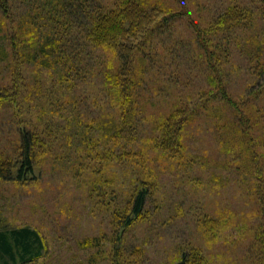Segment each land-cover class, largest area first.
<instances>
[{"label": "rangeland", "instance_id": "rangeland-1", "mask_svg": "<svg viewBox=\"0 0 264 264\" xmlns=\"http://www.w3.org/2000/svg\"><path fill=\"white\" fill-rule=\"evenodd\" d=\"M126 1L85 0L89 9L77 8L76 22L53 21L49 0L33 1L31 28L40 38L49 31L61 36V60L49 69L50 82L61 70L73 83L61 91L52 86L54 95L63 93L58 98L62 106L52 114L54 133L37 130L35 178L0 180V231L23 225L35 229L43 243L40 255L32 254L33 243L22 258L18 249L16 261L4 255L0 264H114L117 249L120 264H178L187 251H196L203 264H264V203L255 193L253 176L238 171L235 153L224 151L230 142L223 116L233 112L223 114L217 97L201 101L200 92L213 89L208 81L213 72L194 33L196 25L213 51L206 50L207 56L220 61V82L250 117L246 127L251 126L255 150L264 158L259 146L264 145L259 0H129L153 12L157 21L144 49L135 52L137 115L131 126L119 127L101 75L105 69L115 72L117 60L110 49L101 51L86 41L85 25L97 7L119 8ZM17 3L18 11L28 7L25 0ZM238 6L251 19L224 29L223 16ZM33 69L34 82L41 77L40 85H52L43 65L33 64ZM8 72L1 60L0 84ZM39 89L35 83V93ZM185 103L195 113L182 131V153L171 157L156 147V139L175 106ZM12 134L9 115L2 110L0 143ZM137 187L148 190L144 213L124 228L117 216Z\"/></svg>", "mask_w": 264, "mask_h": 264}, {"label": "trees", "instance_id": "trees-1", "mask_svg": "<svg viewBox=\"0 0 264 264\" xmlns=\"http://www.w3.org/2000/svg\"><path fill=\"white\" fill-rule=\"evenodd\" d=\"M33 1L25 0L28 7L26 10L18 11L20 6L17 0H0V61L9 65L5 82L0 84V111L4 110L8 113L13 129L12 137H9L10 140L0 143V180L3 181H26L35 178L36 150L39 148L37 130L43 129L54 133V129L57 127L53 124L52 114L59 112L60 106H62L58 98L62 97L63 93L54 95L51 93L52 86L54 89L60 88L61 91V88L70 89L73 83L69 74L66 72L64 74L61 70L56 76L57 79L50 82L49 77H52L53 74L49 72V69H55L61 60L57 51L61 43V36L60 34L50 36L49 31L44 38H40L38 30L31 28L32 19L35 17L32 11H36L33 10L34 8L32 9ZM84 1L49 0L48 4L52 5L51 7L46 6L50 8L47 13L53 21L57 22L63 19L62 21L69 20L71 22L72 18L75 20L77 8H80L81 11L87 8ZM42 7L44 8V5ZM172 14L174 12L170 13V15ZM259 14L261 26L264 29V0H259ZM165 19H167V15L162 18V20ZM222 19L225 29L247 24L251 18L245 7L238 6L237 9L228 11ZM156 21L153 12H146L138 4L128 0L124 4L122 3L119 8L100 7L98 9L97 7L96 12L91 13L85 25L86 41L92 46L99 47L101 51L110 49L112 56L117 60L115 72L111 73L105 69L101 75L103 84L107 86L110 101L114 102L117 108L116 124L119 127L131 126L137 115L140 77L137 71L138 66L135 64V52L144 49ZM253 23L255 20L251 25ZM62 26L66 28L64 23ZM194 27L195 36L202 45L198 44L203 49L206 61L213 72L208 77V81L214 85L213 89H215L211 90V87L208 86L207 90L201 91V101L210 102L217 97L216 101L224 108L223 114L227 110L233 112L231 116L226 114L223 116L222 125L228 127L226 143L230 142L224 151L227 154L235 153L233 156L237 158L236 169L238 171L253 176L255 193L258 194L260 203H264V158L255 150V141L248 132L251 126L246 127V124L250 122V117L246 114L243 106L229 95L220 82L221 78L217 74L218 68L216 67L220 65V61L217 57L209 58L207 56L213 51L207 50L209 43L202 37L203 31L196 25ZM66 32L67 29L65 37ZM70 59L69 55H65V62H69ZM33 64L44 66L43 73L46 76L48 73L46 80L52 84L51 86L40 85L41 77H38L35 82L33 81L35 77ZM42 77L44 78V76ZM35 83H38L40 87L36 93L34 91ZM261 88H264V81L261 83ZM66 97L65 90V99ZM194 111L188 103L175 106L162 123L160 138L156 139V147L171 157L181 154L184 146L181 138L182 131L194 116ZM35 117L40 121L39 123L35 121ZM218 123L220 124V122ZM259 146L264 148L262 144ZM251 147L254 151L250 150ZM147 195V188L137 187L134 189L126 208L124 207V211L117 216L120 226L127 228L142 217ZM257 230L262 233V226ZM263 238L264 235H261V240ZM262 242L264 244V239ZM32 245L36 247L32 254L37 253L38 257L39 249L43 247L42 239L35 229L27 225L0 231L1 259L6 255L11 261H16V250L21 249L20 257L22 258L25 252L31 250ZM118 256L119 250L117 249L115 250L114 264H120ZM261 259H264V252ZM202 261L203 258H200L196 251H187L181 255L178 264H203Z\"/></svg>", "mask_w": 264, "mask_h": 264}]
</instances>
